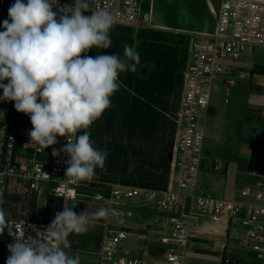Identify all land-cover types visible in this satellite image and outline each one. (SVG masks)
I'll return each mask as SVG.
<instances>
[{"label":"built area","instance_id":"built-area-1","mask_svg":"<svg viewBox=\"0 0 264 264\" xmlns=\"http://www.w3.org/2000/svg\"><path fill=\"white\" fill-rule=\"evenodd\" d=\"M74 2L59 0V6ZM87 2L90 12L108 11L114 18V27L134 31L154 29L146 0ZM14 3L15 0H0V21L5 8L8 16ZM257 48H264V2L220 0L214 33L192 36L190 40L189 59L182 72L180 98L173 114L175 127L167 178L159 187L112 183L92 187L86 180L73 183L65 176L69 157L63 152L59 156L52 154L54 149L60 151L67 144L65 137L57 136L55 145L43 148L30 143L28 132L5 124L0 114V207L7 212L10 198L45 191L63 202L84 198L105 204L107 225L98 264H192L189 254L205 247L220 254L222 264H241L232 256L238 244L264 264V204L260 203L264 201V110L258 133L259 157L253 165L240 169L245 179L240 194L246 201L218 199L196 192L202 169L225 170L223 163L205 153V129L198 124L200 112L206 110L215 83L220 82L228 91L234 84L233 76L244 68L243 62L237 64L241 55L253 53ZM1 104L2 100L0 110ZM134 206L151 207L148 222L157 223L163 247L151 250L145 242L147 235L134 231L138 228L134 221L142 218ZM61 211L52 209L35 219L20 217L21 210H17V215L7 213L0 264H6L10 255L7 245L14 242L13 235L25 232L26 237H35L29 225L44 231Z\"/></svg>","mask_w":264,"mask_h":264},{"label":"clouds","instance_id":"clouds-1","mask_svg":"<svg viewBox=\"0 0 264 264\" xmlns=\"http://www.w3.org/2000/svg\"><path fill=\"white\" fill-rule=\"evenodd\" d=\"M114 24L108 11L90 12L87 0L64 6H59V0H15L0 31V100L13 101L17 112L30 117V143L48 148L57 143V136L67 139L52 154L63 152L69 157L65 176L73 183L92 181L95 169L104 167L108 152L94 147L88 129L111 106V97L120 87L119 75L136 72L140 61L136 47L127 43L123 57L87 55L93 49L110 48ZM80 130L84 131L77 136ZM107 214L102 208L91 218ZM7 225L0 207V234ZM29 227L35 237H26L25 232L13 235L6 264H80V257L65 249L71 247V234L88 230L85 210L77 214L63 207L44 231Z\"/></svg>","mask_w":264,"mask_h":264},{"label":"rangeland","instance_id":"rangeland-1","mask_svg":"<svg viewBox=\"0 0 264 264\" xmlns=\"http://www.w3.org/2000/svg\"><path fill=\"white\" fill-rule=\"evenodd\" d=\"M5 10L1 14L0 28L2 22L8 19ZM114 30L119 33L122 32L121 34L124 33L126 38L132 40L128 45L137 46L136 36L138 35V31L112 28L110 32L113 33ZM188 59L189 48L183 70ZM242 62L244 68L240 69V73L236 76H233V86L227 91L220 82L215 83L216 87L211 91L206 110L200 112L201 117L198 120V124L205 129V153L211 159L217 158L223 163L225 170L215 172L212 169H202L197 179L196 192L198 195H210L218 199L246 201L240 194L245 185V179L241 176L240 169L253 165L256 162V157H259L257 144L259 142L258 133L261 127V112L264 110V85L255 80V75H260L258 69L264 67V48H257L253 53L241 55L240 61L237 64H241ZM169 102L172 105L173 99L170 98ZM168 114L166 116L169 124L165 130L164 144L170 145L175 127L173 122L174 112L170 110ZM15 117L22 119L24 113L15 112ZM29 119L28 126H23L22 124L12 125L14 128H19L24 132L30 131L33 126ZM6 121L3 120L5 124L11 126L8 123L9 121ZM99 121L98 127L102 129L101 133L105 135L102 137V140L101 137L93 136L90 139L94 147L100 150L101 146L108 142V137L106 136L107 131H105V121L102 118ZM124 143H128L126 138H124ZM113 157H107L103 168L98 167L95 169L94 179L87 181L92 187L105 185V183L124 185L119 182L121 179L120 174L116 181H113L111 178L114 176L113 172H116L119 166L123 165V161L129 159L130 155L128 154V157L123 155L120 159ZM133 168L130 165L129 171L131 172ZM49 197L50 195H47L45 191V193L41 194L10 198L7 200L9 202L6 204V214L17 215V210H21L22 214H19L21 215L20 217L28 219L40 218L42 213L45 215L48 211L52 210V208H48ZM78 199L86 200L84 198ZM44 203L46 204L45 207ZM260 203L264 204V201H260ZM133 209L137 212H146V214L144 213L145 220H139L140 224L137 227L140 229L136 228L134 231L147 235L148 240L145 242L151 250L163 247L161 243L162 234L158 232L157 223L153 222V225H151L148 222L150 217H152H149L148 213L151 207L137 208L134 206ZM135 226L133 225L134 228ZM112 228L114 227L112 226ZM197 249H200V247H197ZM204 250H193L194 252L189 254L192 264H222L220 254L212 253L206 247ZM232 256L238 259L241 264H260L248 248L244 249L239 244L234 247Z\"/></svg>","mask_w":264,"mask_h":264},{"label":"trees","instance_id":"trees-1","mask_svg":"<svg viewBox=\"0 0 264 264\" xmlns=\"http://www.w3.org/2000/svg\"><path fill=\"white\" fill-rule=\"evenodd\" d=\"M121 33L116 30L110 32V48L93 49L90 56L94 57L100 52L117 53L123 57L124 44H129L132 40ZM137 34L136 49L140 54L138 68L136 72L128 71L119 75V90L111 97V106L101 117L106 123L108 142L100 150H106L110 158L114 156L113 158L120 159L123 155H130L113 172V181L118 180L120 174L119 182L124 185L159 187L166 182L173 144V139L170 145L164 144L165 130L169 124L166 114L170 110L175 112L180 98L182 71L191 37L158 29L141 30ZM258 72L264 74V67H260ZM170 98L173 99L172 105ZM98 122L99 119L88 131L90 138L101 137L102 140L105 134L101 133ZM83 131L80 130L79 134ZM124 138L128 140L127 144L124 143ZM130 165L134 167L131 172ZM55 199L53 196L49 197L48 208H52L51 203ZM4 241L3 233L0 234V250Z\"/></svg>","mask_w":264,"mask_h":264},{"label":"crops","instance_id":"crops-1","mask_svg":"<svg viewBox=\"0 0 264 264\" xmlns=\"http://www.w3.org/2000/svg\"><path fill=\"white\" fill-rule=\"evenodd\" d=\"M151 8V26L154 29L172 31L187 34L189 36H199L201 34H213L216 27V11L220 0H146ZM263 1L264 0H256ZM3 22L0 30L3 31ZM255 80L264 85V74L255 75ZM13 101H3L1 104V118L13 127L12 124H22L28 126L29 116L24 114L22 119L15 117ZM30 120V119H29ZM19 131V128H16ZM24 132V131H22ZM29 132V131H27ZM52 209H62L68 207L74 209L79 214L86 211L89 214V227L84 233H73L68 239L71 247L65 251L70 255H78L80 264H98V259L102 251V244L106 233L107 215L100 218H91V213L99 209H106L104 204L89 200H69L63 202L56 198L52 203ZM44 203V207H45ZM145 208V207H143ZM144 213L139 212L142 218L134 223L138 226L139 220L144 221ZM149 213V212H148ZM43 213L40 218L43 217Z\"/></svg>","mask_w":264,"mask_h":264},{"label":"water","instance_id":"water-1","mask_svg":"<svg viewBox=\"0 0 264 264\" xmlns=\"http://www.w3.org/2000/svg\"><path fill=\"white\" fill-rule=\"evenodd\" d=\"M170 156V155H169ZM170 158V157H169Z\"/></svg>","mask_w":264,"mask_h":264}]
</instances>
